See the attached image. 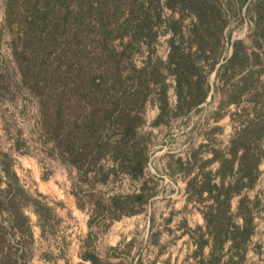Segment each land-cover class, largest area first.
<instances>
[{
  "label": "rangeland",
  "instance_id": "rangeland-1",
  "mask_svg": "<svg viewBox=\"0 0 264 264\" xmlns=\"http://www.w3.org/2000/svg\"><path fill=\"white\" fill-rule=\"evenodd\" d=\"M99 1L111 15L120 7L118 19H109L111 23L119 20L121 24L136 9L122 10L120 0ZM167 1L173 9L166 6ZM31 2L0 0V170L10 167L14 175L3 179L0 189L13 178V190L22 188L45 204L46 212L40 220L28 200L23 211L31 235L22 244L5 218L4 203L0 253L18 256L20 264H92L90 258L93 264H264V133L258 131L254 140L248 141V152L234 144L238 133L252 121L264 122V46L260 47L264 44V0H160L159 6L156 3L150 11L151 5L141 11L153 17L152 34L136 42L123 35L125 31L110 37L109 54L98 59L109 62L118 56L123 91L140 90L135 103L130 98L124 102L135 108L136 139L145 146L148 157L143 173L133 176L125 166L116 168L107 156L101 159L104 168L94 164L84 174L51 140L49 130H54V105L60 88L77 102L78 114L88 115L90 121L97 118L96 109L103 99L91 100L84 85L75 89L74 76L81 70L89 73L93 55L76 49L72 53L67 47L71 44L63 45V38L57 37L58 27L52 24L61 14L50 6L58 0ZM61 3L67 5L66 0ZM39 7L43 11L36 16ZM201 14L202 22L209 25L204 31L201 23L197 26ZM46 19L48 23H38ZM85 30L90 29L85 27L82 34ZM93 36L100 40L98 44L107 42L103 36ZM81 40L82 47L96 45L85 35ZM235 41L242 42L241 56L250 54V62H238L221 74L219 66L231 58ZM174 44L181 53L198 47L210 52L192 58V65L198 62L199 68L195 66L193 71L200 78L201 94L206 95L189 110L177 107L174 69L169 65ZM255 53L260 54L259 60ZM65 61L69 76L57 73ZM28 69L39 71V76L26 72ZM138 70H142L147 88L138 89L143 77L134 74ZM35 76L40 82L37 85ZM49 123L51 127L46 126ZM114 130L110 126V136ZM252 134L257 133L249 136ZM242 163L256 165L258 174L251 188L232 196L231 220L241 224L239 212L246 213L253 219V235L238 241V252L231 249L230 238L222 247L220 240H215L218 253L211 254L214 242L204 244V213L209 212L208 206L216 205L214 196L238 179L236 172ZM12 192L4 194L3 202L11 199ZM141 193L145 197L139 214L112 220L109 206L118 208L116 213L126 212L133 207V197ZM117 196L121 199L113 204Z\"/></svg>",
  "mask_w": 264,
  "mask_h": 264
},
{
  "label": "trees",
  "instance_id": "trees-1",
  "mask_svg": "<svg viewBox=\"0 0 264 264\" xmlns=\"http://www.w3.org/2000/svg\"><path fill=\"white\" fill-rule=\"evenodd\" d=\"M29 1H32L31 3L34 5L36 3L39 4V0ZM47 1L49 2L50 0ZM66 1L67 5H62V3L60 4V0H58V3L54 7L50 6V9H52L54 12L57 11L61 14L60 18L57 17V19H54L56 24H52V26L53 28L55 26L58 27L56 28V31L59 32L57 34V37L63 38V45L71 44L67 47L72 48V53L74 52V49H76L79 51L78 53L83 54L87 52V54L93 55L91 62H89V70L86 69L89 73L84 74L81 70L74 76L73 81L75 83V89H78L81 85L85 86L84 92L87 94V96H92L91 100H96L97 97L101 96L103 99V105L99 106V109H96L97 118L95 119V121H90L88 115H84L83 113H81V115L78 114V106H76L77 102L72 100V96L69 97L70 95H68L65 89L60 88L59 93H57L56 97L58 103L54 105V130L52 128H50L49 130L51 133H53L51 135V140L54 141V144L59 149L61 155L64 156L67 161L70 162V164L77 166L79 170L84 172V174L88 173L90 167L96 166L94 164H97L100 168H104L105 165L102 164L101 159L105 156H107L108 158H112L111 163H115L116 168L119 166V164L127 167L129 169L127 171L129 175L133 176L136 174H142L146 165V161L148 159L145 150L146 148H144L145 146H143L141 142L136 139L137 119L135 115H132L135 109L133 108L134 106L132 107L131 105H124V102H126L129 98L130 101H133V103H135L138 100L137 98H140V95H138L137 93L140 90L136 89L128 90L126 92L123 91L122 84L124 83V81L120 72V60L117 59L118 56H113V59H110L109 62L108 60L104 61L102 58L98 59V56L103 57L109 54L110 45H112V41L110 42V37H114V34L118 35L119 31H125L123 35H128L131 42L142 40L144 36L147 37L152 34L154 27L152 23L153 17L150 13L144 14V12L141 13V11L151 5L149 8L150 11V9L154 7L156 3L159 6L160 0H120L122 10L129 9L130 11L131 7L136 8L134 12L130 13L131 18H126L121 24L119 20L117 21V23L109 22V19H118L117 12L120 7L115 8L114 14L111 15L110 11L105 8V4L103 5L101 3L102 1L99 0ZM171 5L172 4H169V2L167 1L166 6L169 9L174 8ZM37 10L39 12H37L36 16L40 15L43 11L40 7L37 8ZM34 20L35 17L31 19L32 22H34ZM48 20H39L38 23H48ZM87 20L89 21V23L86 22ZM202 20L205 19L201 14V18L198 16L199 23L197 24V26H199V24L201 23L203 26L200 27V29L204 31L206 30V28H209V25H205ZM94 21L97 22L93 23ZM113 24L114 26H112ZM42 25L43 23L41 24V27ZM85 27H88L90 30L87 32L85 30V33L82 34ZM83 35H85L88 40H91V42L92 40L95 41L96 45H93V43L90 42L91 44L89 46L85 45L82 47L80 43L83 42L81 40V37ZM93 35H97L100 38L103 36L105 37L107 42L105 44H98L97 41L100 40H96ZM174 38L175 34L173 39ZM218 41L219 39H217L216 43L219 45ZM241 44V41L234 42L233 54L231 58L228 59L226 63L219 66L218 71L220 70V72H222L221 74H223V69L224 71H226L230 66L236 65L238 62H240L241 64L250 62V54H246V52H243L246 55L241 56ZM263 46L264 44H260V47ZM207 51L208 50L204 48L198 47L194 52H192L190 48L187 52L181 53L178 46L174 44V46L172 47V51L169 55V65L174 69L173 71L176 82V94L178 97L177 107L179 110L187 108L189 110L205 100L206 94H201L202 88L200 89V81L197 80L200 78H197L195 76L196 74H194L193 71L195 66L196 68H199L198 62H196L195 66L194 64L192 65V61H194V59L192 58L194 56H197L198 54H210L209 51V53L207 54ZM65 52L66 51H64V53ZM110 53L117 54L112 50ZM50 55L51 54L49 53L46 56V60H49ZM254 56L257 57L258 60L260 59V54L255 53ZM28 60L29 59L27 58L25 60V63H27ZM94 61L97 62L94 64ZM67 65L68 61H65L63 64L61 63L59 68L57 69V73L65 74V76L71 75L70 73L65 72V68L67 67ZM26 72L34 73L39 76V71L33 72L28 69L26 70ZM134 74H137L138 76L144 75L142 74V70L135 71ZM159 74V72H156V75ZM136 78H138V80H141V77L136 76ZM143 78L144 76L142 77L141 82H139L138 89H144L145 87L147 88V83L144 82L145 80H143ZM35 81V85L40 83L38 77H36ZM190 84L193 85V89L190 88ZM44 88L46 87L44 86ZM121 89L122 93H120ZM199 89L200 91L199 93H197ZM192 90H195L194 94H192L194 96L191 95ZM74 95L75 94H73V96ZM200 95L201 97H199ZM68 100H71V102H69ZM45 121L47 122L49 121V119H45ZM250 124L251 125L244 127L243 130L238 133V136L240 137L238 138V142L234 143L240 144V147H238V149H241L244 152H248L250 150V146H247L246 144H248V141L254 140V137L258 135V131L260 133H264V122L262 125H259L255 121H252V123ZM91 125L94 126L95 129H92ZM46 126L51 127V123L46 124ZM110 126L116 130H114L115 133L113 136H110L108 132L110 130ZM251 133L257 134H252V137H250L249 134ZM4 156L7 157L6 154ZM245 158L246 155H244V159ZM252 166L254 167V165ZM253 167L249 166V164L247 163L244 165L242 163L240 165V168L236 172L238 179H236L233 185L229 183L228 189H226L223 184L222 188H225V192H218L214 196L216 205L212 204L208 206L209 212L204 213L206 230L203 234L207 236L204 244H208L210 241L212 243L214 242V246H211V254L216 253L217 255L218 253V251H216L215 240H220L219 245L220 247H222L224 240L226 241L228 238H230L229 241L232 244L231 249L236 248V251L238 252L241 249L236 246L238 241L244 242L247 238H250L253 235V219L248 218L246 216V213H243L242 211V213L239 212V217L242 220V223H232V214L230 212L231 207L229 203L232 196L241 194L244 189L252 187L258 174V168L256 167V165L254 168ZM9 168L10 167H2V170H0V183L3 182V179H9L11 176L14 178V175H11ZM87 168L89 169L87 170ZM108 169L111 170L110 168ZM232 169H234V166ZM107 174L105 178L108 177ZM13 178H11V182L9 180V182L6 184V188L0 189V203L2 202V205L0 207V216L5 213L3 205L4 203H7V212L5 218L8 220V222H10L12 232L14 231L20 237L19 242L23 244L27 237H30L31 235L29 218L24 214L23 208L29 206L30 203H28V200H30L34 205L35 213L41 220V217L45 215L46 211L43 208H45L46 205L42 204L37 199L32 198L20 187L18 188V190L14 191ZM215 187L216 189L220 188L218 185H215ZM6 192L8 195L12 192L13 195L11 199L8 200V202H3L2 197L4 196V194H6ZM144 197L145 196L143 193L135 195L133 197V201H130L133 203L130 204L133 205V207L128 208L126 212L120 210L119 213H116L119 209H114L113 207L109 206L112 214H114L111 217L112 220L114 221L116 219H120L124 215L132 216L135 214H139L142 205H144V202H142ZM120 199V196L115 197V199H113V204L114 201H119ZM238 209L241 210V205L238 207ZM2 226V223H0L1 233ZM4 235L5 233L3 232V236ZM89 261H92V264L95 263V261L93 262V258H90ZM0 264L20 263L18 256H7L0 253Z\"/></svg>",
  "mask_w": 264,
  "mask_h": 264
}]
</instances>
